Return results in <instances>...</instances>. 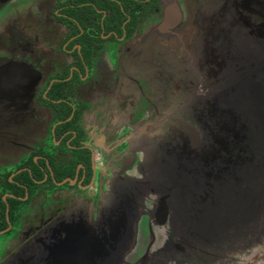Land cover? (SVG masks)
I'll list each match as a JSON object with an SVG mask.
<instances>
[{"label":"flooded vegetation","instance_id":"flooded-vegetation-1","mask_svg":"<svg viewBox=\"0 0 264 264\" xmlns=\"http://www.w3.org/2000/svg\"><path fill=\"white\" fill-rule=\"evenodd\" d=\"M12 1L0 0V264L22 262L69 213L98 217L103 198L123 189L144 206L136 246L183 249L190 226L163 188L169 169L151 138L166 98L167 55L156 47L189 56L200 11L218 0ZM229 3L230 29L264 39L256 1ZM63 225L55 230L70 234ZM197 228L210 237L209 223ZM201 244L211 251V239ZM53 264L81 263L58 255Z\"/></svg>","mask_w":264,"mask_h":264},{"label":"water","instance_id":"water-1","mask_svg":"<svg viewBox=\"0 0 264 264\" xmlns=\"http://www.w3.org/2000/svg\"><path fill=\"white\" fill-rule=\"evenodd\" d=\"M237 22L229 0L211 4V55L215 52L228 58L226 64L220 65L216 57L212 64L216 76L211 80L217 83L211 85V108L194 109L197 119L193 120L198 129L172 120V132L179 136L178 142L156 141V159L161 163L169 160V166L180 178V185L174 184L169 191L180 203L183 215H211V238L199 237L204 249L208 245L201 243L211 239V252L192 244L188 246L195 254L183 248L195 264H227L226 259H233L240 247L249 248L240 261L252 263L254 252L264 250V39L241 26L230 29ZM176 147L179 151L188 150L187 157L193 161L198 178L186 174V168L182 173L178 170L176 156L169 153L173 149L175 154ZM207 155L209 168L203 163ZM121 191L108 196L106 207L111 209L104 212L108 218L105 222L110 226L117 224L118 235L101 236L111 245L108 255L105 256V249L95 254L94 264H127L128 243L138 239L135 227L139 212L135 213V204ZM189 221L193 222L190 230L194 231L195 221ZM45 244L51 246L50 242ZM72 256L73 263L93 262L86 261L88 256L80 251ZM203 257L207 258L205 263L201 261Z\"/></svg>","mask_w":264,"mask_h":264},{"label":"rangeland","instance_id":"rangeland-1","mask_svg":"<svg viewBox=\"0 0 264 264\" xmlns=\"http://www.w3.org/2000/svg\"><path fill=\"white\" fill-rule=\"evenodd\" d=\"M255 1L257 9L264 15V0ZM26 2L27 0H13L9 5L10 7L17 5L22 8V6L28 3ZM211 4H207V6L204 7V9H202L198 15V22L201 27L198 34L192 41V44L188 46L190 50L189 56L183 53L181 51V47L177 44H174V47L176 48L174 49V51L177 53L176 55L173 54L172 50H168L162 47L158 49V47H156V51L162 49V51L165 52L163 54L167 55V59L163 55L164 58H162V61L160 62L162 66L166 67V72H163L159 77L162 84H164L163 91L166 95V98L163 108L164 118L157 122L156 127L151 135V138L153 137L152 139H154L155 143L156 141L172 143L174 139L176 142H178V139H180L179 136H174L175 134L172 132V120L173 122L175 121V123L180 122L184 125L189 126L190 128L193 126L192 128L195 127L196 129H198L193 120L197 119L194 109L203 110L206 108H211V85L217 83V80H211V77L216 76V67L213 68L212 64L216 63V57L220 65L226 64L225 62L228 60L227 56H224L220 53L215 54L214 52L213 55H211ZM253 36L258 37L256 35ZM251 47L254 48L253 46ZM152 48L154 49L153 46ZM177 56L187 57L185 59L179 57V60L177 61ZM148 64L151 65L150 63ZM99 67L103 69V64H100ZM141 67H143V65H141ZM148 67L149 66H147V68ZM211 70L213 71L212 75ZM174 111L180 112L174 114ZM209 123L211 125V120L209 121ZM199 133H203V130H201ZM208 137H211V133L209 132ZM183 151L184 150L179 151V149L176 147L175 154L173 149H171L169 153L171 157L173 155L176 156L175 163L179 164L177 168L181 173L186 168V174H189L192 178L194 176L198 178V172L194 171L193 161L187 157L186 151L188 150L184 152ZM182 152L186 156L180 155ZM209 152V156L211 158V143ZM179 156L182 157L181 160H179ZM209 156L207 155L203 159V163L208 168L211 166V161H207L209 159ZM168 161H164L165 163H163L169 169L168 173L164 175L165 186L163 188L167 190L168 196L177 201L174 193L169 190L172 189L174 184H177L178 187L181 181L180 178L177 177V174L169 166ZM123 191L125 190L123 189ZM109 199L110 198L108 197L103 198V204L100 210L101 212L100 214L98 213V217H94L93 220H89L88 218V220L86 221L83 217L82 220L81 214L79 215V213L76 214L79 218L77 220H74V215H71V213H69L65 217V219L67 220L64 219V221L63 219H61L59 221L61 223H57V225L59 224L58 226L56 225V227H49L40 234L38 238V241L40 243L29 244V246H27V249H25L27 250V252H25L21 257L22 262L18 260L17 262H15V264H53L55 261V256H58L59 253L62 254L63 257L70 255L72 258V253L76 254L79 253V251L85 253L88 256L86 261H93L90 264H94V260L96 258L95 254H99L102 249H105V256L108 255L111 242H109L110 240L108 239H106V241L100 238L101 236L107 237V235L112 236L113 234L115 238L118 235L115 230L117 224L115 223L114 226H110L108 222H105L106 220H108V218L104 216V212L107 211L108 208L111 209V207H106L107 201H109ZM176 203L180 206V203ZM142 206L143 204H141L140 202H138L137 205L133 206L136 214L139 212V208H142ZM68 216L70 217L68 218ZM186 218L185 219L190 227L193 225V222L189 221V219H193L195 221V227H199V225L208 223L211 225L210 221H206L207 223H205V221H198L195 216H186ZM61 224H64L63 226L66 225V228H69V226L71 227V229L68 231L70 234H68L67 232L65 233V231H63V233H60L55 230L57 227L59 228V226H62ZM198 231V228H196L194 231L190 230V232L186 234L183 247L185 248V250H192V247L190 248V246H188L189 244L195 245L197 249L199 237L202 238L203 236H205L203 233H200ZM209 236L211 238V234H209ZM137 237H139V233ZM136 241H138V239L133 240V244L131 242L128 243L130 247V255L128 256L127 264H195L192 260H190V256L188 257L185 253L187 250L184 252L182 248H180V250L177 252L176 248L175 250H170L167 247L163 248L160 244V246L155 245V243L152 247L148 244L138 247L136 246ZM45 242H50L51 246H46ZM192 251L194 254L196 253L195 250ZM206 259V257H203V260ZM83 264H87V262ZM251 264L264 263L260 260H257L256 262H253Z\"/></svg>","mask_w":264,"mask_h":264},{"label":"trees","instance_id":"trees-1","mask_svg":"<svg viewBox=\"0 0 264 264\" xmlns=\"http://www.w3.org/2000/svg\"><path fill=\"white\" fill-rule=\"evenodd\" d=\"M248 249L249 248L240 247L238 249L237 253L235 254V257L233 259H229V260L226 259V263L227 264H230L229 262H234L235 264H249L250 262H245V263L243 262L242 263L240 261L241 258H243L246 253H249ZM263 251L262 250H259V251H256V252L253 251L255 253V257H253L250 261H253L254 260L253 262H256L257 260H260V261H262L264 263V252Z\"/></svg>","mask_w":264,"mask_h":264}]
</instances>
